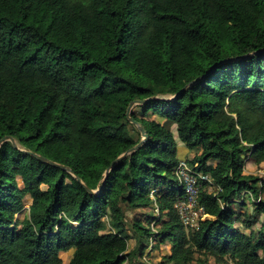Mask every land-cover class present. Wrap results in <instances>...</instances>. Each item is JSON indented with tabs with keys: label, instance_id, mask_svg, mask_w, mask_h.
I'll return each instance as SVG.
<instances>
[{
	"label": "trees",
	"instance_id": "1",
	"mask_svg": "<svg viewBox=\"0 0 264 264\" xmlns=\"http://www.w3.org/2000/svg\"><path fill=\"white\" fill-rule=\"evenodd\" d=\"M144 99L131 117L149 138L104 179L142 141L127 110ZM5 136L0 264H134L150 240L172 245L154 264H264V177L245 173L264 163V0H0ZM182 160L209 176L194 228L176 208ZM150 207L154 228L128 219Z\"/></svg>",
	"mask_w": 264,
	"mask_h": 264
},
{
	"label": "rangeland",
	"instance_id": "2",
	"mask_svg": "<svg viewBox=\"0 0 264 264\" xmlns=\"http://www.w3.org/2000/svg\"><path fill=\"white\" fill-rule=\"evenodd\" d=\"M135 112L140 115L141 112H140V109H135ZM174 131H175V134H176V137H177V133H176V129L174 127ZM180 148L184 151L185 150V147L184 145L180 142ZM186 152H187V155H188V158L189 160H193L194 158V155L195 153L194 152H191V151H188L186 149ZM210 164H215L214 162H210ZM194 166L198 167V163L195 164ZM189 167L190 169L192 170V172L194 171L195 173L197 174H202L204 175V177H209L208 175H205L203 173H200V172H197L193 166H191L189 164ZM245 173L246 174H255V175H258V176H261V177H264V163L262 164H257L255 162V160L252 158V157H249L245 160ZM200 176V175H198ZM180 180V179H179ZM181 182V180H180ZM212 190H214L215 188L212 187L211 188ZM210 189V190H211ZM249 194V193H248ZM247 193L244 194L240 199L239 201L240 202H244V205L242 207V209L237 206V210L238 211H243V212H246L248 215L251 214L252 216L255 215V209H254V204L252 203V200L249 201V195ZM260 196H264V194L260 195ZM26 206H25V209L23 210L22 214H18L17 215V220H16V224H13L12 227H14L15 225L17 226V228H19L21 226V222H22V219L27 216L29 214V207H30V203H31V200L29 197L26 198ZM147 214H153V215H156L158 216L159 214V210L158 208H155V207H150V208H146V209H137V210H128L127 211V215H128V219L129 220H141L144 225L146 226H150V228H154V225H155V221L153 220V223L149 224V217L146 216ZM205 218L203 219H207L209 216L206 215L204 216ZM254 229H259L262 227V224L264 222V214H261L259 215V217H256L254 218ZM237 228H243L247 233H250L252 231L251 228H247V223L245 222H238L236 224ZM138 242V239L136 237H133L129 240V246H130V250H133L134 248H138L140 244H137ZM171 243L170 242H166L164 244H162L159 248H155L154 247V242L152 240L149 241V244H148V247L147 249H145L144 253L142 254L140 251H139V248L136 250V258L134 259V264H154L158 261H161L162 259V256L166 253V252H169L171 250ZM73 250L70 251V252H63L61 253V257L62 259L68 263L71 258H72V255H73ZM210 261L212 264H221V263H218L217 260L213 257H210ZM125 264H129L128 262H126Z\"/></svg>",
	"mask_w": 264,
	"mask_h": 264
},
{
	"label": "built area",
	"instance_id": "3",
	"mask_svg": "<svg viewBox=\"0 0 264 264\" xmlns=\"http://www.w3.org/2000/svg\"><path fill=\"white\" fill-rule=\"evenodd\" d=\"M176 173L185 188V199L178 202L176 208L180 217L187 228H194L198 226L199 221L206 216L204 207L199 204V195L201 186L198 181H209V177H204L202 174H197L189 167L186 160H182L177 167ZM200 175V176H198Z\"/></svg>",
	"mask_w": 264,
	"mask_h": 264
},
{
	"label": "water",
	"instance_id": "4",
	"mask_svg": "<svg viewBox=\"0 0 264 264\" xmlns=\"http://www.w3.org/2000/svg\"><path fill=\"white\" fill-rule=\"evenodd\" d=\"M177 96H178V95H175V96L173 97V99L177 98ZM148 101H149V99L136 100V101L131 102L130 106L128 107L127 115L129 116V118H130V120H131L132 122L136 123V124L139 126V128H140V130H141V132H142L143 139H142V141H141L139 144H137V145L134 146L133 148L129 149L128 151L124 152V153H123L121 156H119L115 161H113V163L111 164V166L107 169V171H106V173H105V176H104V179L107 178L108 173L111 171V169H112V168H113V167H114L119 161H121L123 158H125L126 156H128V155L131 154L132 152H134V151H136L137 149H139V148H140V147H141V146H142V145L148 140L149 135L147 134L145 128L142 127V126H141V125H140V124H139V123H138L133 117H131L132 110H133V108H134L137 104H145V103L148 102ZM8 140L12 141L13 144H14L15 146H18V145H17V142H16V140H15V138H13L12 136H5V137L1 140V142H0V147H1V145H2L3 142L8 141ZM29 153H31L32 155L36 156L37 158H39V159H41V160H43V161L48 162L49 164H51V165H53V166H57V167H61V168L67 169V167H65L64 165H62V164H60V163H57V162H55V161L49 160L48 158H46V157H44V156H42V155H39V154L34 153V152H31V151H29ZM104 187H105V182L102 183V184L99 186V189H98V191H96V193H100V192H102V190L104 189ZM88 190L91 191V192H94V191L91 190L90 188H88Z\"/></svg>",
	"mask_w": 264,
	"mask_h": 264
}]
</instances>
